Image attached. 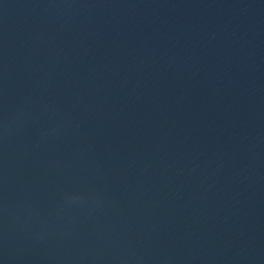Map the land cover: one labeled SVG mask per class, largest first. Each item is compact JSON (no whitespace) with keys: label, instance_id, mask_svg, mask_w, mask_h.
I'll use <instances>...</instances> for the list:
<instances>
[{"label":"water","instance_id":"1","mask_svg":"<svg viewBox=\"0 0 264 264\" xmlns=\"http://www.w3.org/2000/svg\"><path fill=\"white\" fill-rule=\"evenodd\" d=\"M0 264H264V0H0Z\"/></svg>","mask_w":264,"mask_h":264}]
</instances>
